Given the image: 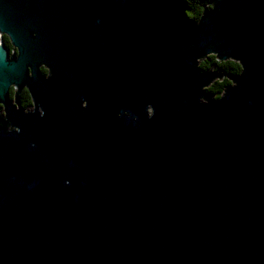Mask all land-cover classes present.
<instances>
[{"label":"water","instance_id":"obj_1","mask_svg":"<svg viewBox=\"0 0 264 264\" xmlns=\"http://www.w3.org/2000/svg\"><path fill=\"white\" fill-rule=\"evenodd\" d=\"M247 2L194 28L180 0H0L23 52L0 60V94L28 83L47 109L9 102L23 131L0 133V264H264V3ZM213 25L247 71L201 105L180 47ZM41 60L57 83L28 78Z\"/></svg>","mask_w":264,"mask_h":264},{"label":"clouds","instance_id":"obj_2","mask_svg":"<svg viewBox=\"0 0 264 264\" xmlns=\"http://www.w3.org/2000/svg\"><path fill=\"white\" fill-rule=\"evenodd\" d=\"M264 3V0H260ZM183 5L184 16L193 23L194 28H201L203 22L209 13H222L228 6L237 8L240 17L248 13L247 0H180ZM32 10L39 11L40 0H32ZM33 39L39 36L35 30L31 32ZM203 36L206 37L202 42L186 43L181 45L180 53L190 58V62L196 71L198 80L199 95L197 103L208 105L227 98L230 91L240 86V78H243L247 71V65L244 59L234 53L227 52L221 45V34L213 25L211 28H204ZM11 31L5 27V22L0 19V60L5 64L18 63L23 54L22 48L15 42ZM26 71L29 79H34L38 71L44 80V83H57L60 79L59 73L53 69L52 65L46 60H41L33 66L28 63ZM9 102L16 111L23 112L24 115H36L44 118L47 115V109L42 99H39L28 83H20L12 80L7 85L6 98L0 94V133L4 135L20 134L23 129L20 124L15 123L9 112ZM74 109L77 118L87 114L89 109V99L86 96H79L74 101ZM143 112L147 119H153L156 116V105L148 102L144 105ZM129 118L137 127L140 124V113H133L130 109L116 112V118ZM30 147L35 148L33 141ZM65 185L71 183L70 179L64 180Z\"/></svg>","mask_w":264,"mask_h":264}]
</instances>
